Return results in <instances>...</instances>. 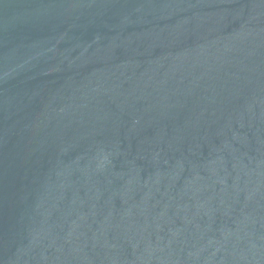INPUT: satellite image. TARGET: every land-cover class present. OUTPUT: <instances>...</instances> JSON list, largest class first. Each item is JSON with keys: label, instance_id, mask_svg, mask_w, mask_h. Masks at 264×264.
Segmentation results:
<instances>
[{"label": "water", "instance_id": "1", "mask_svg": "<svg viewBox=\"0 0 264 264\" xmlns=\"http://www.w3.org/2000/svg\"><path fill=\"white\" fill-rule=\"evenodd\" d=\"M0 264H264V0H0Z\"/></svg>", "mask_w": 264, "mask_h": 264}]
</instances>
